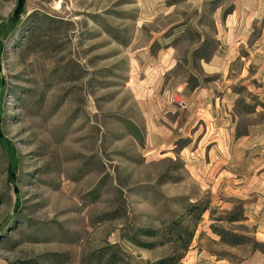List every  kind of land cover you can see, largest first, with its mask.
<instances>
[{
  "label": "rangeland",
  "instance_id": "1",
  "mask_svg": "<svg viewBox=\"0 0 264 264\" xmlns=\"http://www.w3.org/2000/svg\"><path fill=\"white\" fill-rule=\"evenodd\" d=\"M16 5L0 0V264H96L112 245L118 264L264 255L262 53L246 44L251 56L227 71V106L185 124V139L156 154L146 152L132 91L166 52L176 67L156 83L158 97L177 75L204 89L199 98L177 91L180 102L218 98L222 73L219 82L200 62L229 35L237 7L243 28L230 36L264 39V0H26L8 33Z\"/></svg>",
  "mask_w": 264,
  "mask_h": 264
},
{
  "label": "crops",
  "instance_id": "2",
  "mask_svg": "<svg viewBox=\"0 0 264 264\" xmlns=\"http://www.w3.org/2000/svg\"><path fill=\"white\" fill-rule=\"evenodd\" d=\"M239 11L240 10L238 9V7L237 10L233 9L231 14L229 15L230 17L225 20L224 27L227 28L228 31L230 30L228 33L229 35L223 36L221 40H218L219 47L217 51L213 53V55H211L208 60H201L200 62L201 69L205 73L212 75L218 74L216 79L219 82L221 80L219 73H222V86H219V88L217 89L218 98H215L214 95L209 96V93L211 91L205 90L206 95L209 96V99L207 101H202V103L198 104L189 103V101L184 103L180 102L176 99L177 97H174L177 96L175 95L177 91L188 90V95L191 98H199L201 92H204L202 91L204 89L201 87V83L198 82L192 87V89L189 90L187 88V80L177 75H171L168 77V79H170V81H168V84L171 88L169 90L163 91V94H166L167 97L165 99H162L164 98L163 96L162 98L158 97L157 92H155L156 83L158 85V83H163L165 80L167 81V79H163V82H161L162 76L168 73V75H170L176 67V63L175 61H173L172 54L166 52H160L158 54L159 57L157 59V62L159 64L157 66V69L149 71L154 74L152 75V78L150 76H147L144 78L143 81H139L136 85H134V88L132 87V91H134V95H136L135 98L138 99L137 104L139 105V108L144 118L143 125H145V143L147 146L146 152H149L148 154H156L157 151H162L163 149H166L168 147H174L173 144L175 145L176 141L185 139L186 136L183 134V130H186V125H190L192 121H200L203 118L209 121L210 119H212L211 112L214 108H220L224 105L227 106V93L231 92V84H226V82H230L226 76L227 71L231 63L235 62L237 58L245 60L246 57H249V55L251 56V51L247 50L248 53L247 51L246 53L245 51L243 52V49H245L244 47H246V44L247 48L248 46H251L250 48H252L254 54L258 52L262 53L260 62L261 65L259 66V68H264V39H257L259 43L257 40L248 43V41L250 40L248 37L244 38L230 36V34L236 32L237 28L239 30L243 28V21H240L239 19L241 16ZM255 43H257L256 46L258 45L257 47H253ZM167 88L169 87L167 86ZM169 93H171L172 95H170ZM172 96L173 103H178L179 106L172 103ZM193 128L194 125L190 127L191 130H193ZM219 130L218 141H220L221 139L222 141H224V135H220V133L224 132V127ZM188 136L190 139L192 138L190 133L188 134ZM192 140L198 142H207L208 139L207 136H204L202 139H200L199 136L198 138H192ZM214 141L215 140H212V142ZM219 145L220 144H218V146L213 145L212 150L219 147ZM183 148V150H185L189 147L188 145H185ZM191 154L194 155V153ZM165 155V153H162V155L160 156ZM213 162V160L209 161L206 167L204 168L207 174L209 173V176L211 175V173H213L211 169ZM201 259H204L205 262L199 264H211L206 256H201ZM212 264L233 263L225 258L221 259L220 261L213 262ZM239 264H264V255L260 254L258 251H254L253 253H250L247 257L243 258V260Z\"/></svg>",
  "mask_w": 264,
  "mask_h": 264
},
{
  "label": "trees",
  "instance_id": "3",
  "mask_svg": "<svg viewBox=\"0 0 264 264\" xmlns=\"http://www.w3.org/2000/svg\"><path fill=\"white\" fill-rule=\"evenodd\" d=\"M17 20L11 19L10 23L7 25V31L8 33L11 32L16 26H17ZM134 137V136H133ZM191 207H193V209L198 208L195 205H192ZM207 210L206 206L198 209L197 214H196V218L194 220V223H197L200 220L201 215ZM195 225V224H194ZM195 230L194 228L192 229V231L190 232V234H188V238L186 240H184V242L182 243V246H180V253H178L176 256H173L172 258H170V262L171 263H178L180 262L182 256L184 255V253L186 252L188 245L190 243L191 237L193 236ZM143 234L147 237H153L155 236V232L154 231H150L147 230L146 232H143ZM180 235V233H178V236ZM180 239V238H179ZM131 241L133 242V244L142 247V248H151L153 246V244H144V243H139V242H135V240L132 238ZM231 246V244H228ZM236 244H234L235 246ZM117 247L115 245L112 246H108L104 249L99 250L96 255L94 256L95 261L97 262L96 264H118L120 260V256L117 255L116 253ZM128 264V263H125ZM158 264H166V260L164 261H159Z\"/></svg>",
  "mask_w": 264,
  "mask_h": 264
},
{
  "label": "water",
  "instance_id": "4",
  "mask_svg": "<svg viewBox=\"0 0 264 264\" xmlns=\"http://www.w3.org/2000/svg\"><path fill=\"white\" fill-rule=\"evenodd\" d=\"M26 0H17V5L14 11V20L18 19V16L22 13Z\"/></svg>",
  "mask_w": 264,
  "mask_h": 264
}]
</instances>
